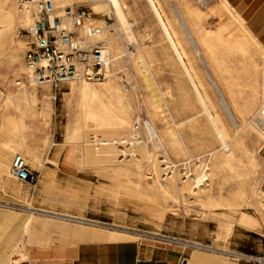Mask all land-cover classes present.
Listing matches in <instances>:
<instances>
[{
    "label": "rangeland",
    "instance_id": "1",
    "mask_svg": "<svg viewBox=\"0 0 264 264\" xmlns=\"http://www.w3.org/2000/svg\"><path fill=\"white\" fill-rule=\"evenodd\" d=\"M153 1L226 149L146 0H118L136 44L124 53L107 36L108 79L65 83L55 100L23 64L31 17L0 0V264L26 254L41 226L212 247L226 234L214 222L264 206L263 49L221 0ZM64 4L117 20L106 0ZM145 121L154 141L134 131ZM17 154L36 185L11 175Z\"/></svg>",
    "mask_w": 264,
    "mask_h": 264
},
{
    "label": "built area",
    "instance_id": "2",
    "mask_svg": "<svg viewBox=\"0 0 264 264\" xmlns=\"http://www.w3.org/2000/svg\"><path fill=\"white\" fill-rule=\"evenodd\" d=\"M22 11L31 17V24L23 30L26 49L23 54L24 67L29 80L36 86H46L56 93L65 83H102L110 75L113 63L108 35L122 42L124 53L133 48L128 33L133 24L122 26L117 20L107 18L98 21L90 8L81 4H64V0H18ZM144 130L148 139L154 141L156 133L149 122L135 125V133ZM96 149L107 146L106 141L95 142ZM264 158V151H263ZM184 170V167H183ZM10 172L13 178L27 185L37 183L36 175L29 169L25 159L14 156ZM198 250L211 251L201 244H182ZM227 259L243 264H264V253L260 256L233 251H220Z\"/></svg>",
    "mask_w": 264,
    "mask_h": 264
},
{
    "label": "crops",
    "instance_id": "3",
    "mask_svg": "<svg viewBox=\"0 0 264 264\" xmlns=\"http://www.w3.org/2000/svg\"><path fill=\"white\" fill-rule=\"evenodd\" d=\"M221 2L235 13L246 32L264 51V0ZM213 79L210 77L211 82L218 87L222 99L220 87ZM41 164L40 170L49 169V163ZM73 217L86 216L80 214ZM222 219L221 222L214 223L218 226L216 228L223 226L226 234L219 242H211V251L185 247L175 242L114 241L109 240L112 234H87L73 229L60 230L41 226L37 231L42 236L41 239L15 264H243L227 259L220 251L253 256L264 253V206L257 211H240Z\"/></svg>",
    "mask_w": 264,
    "mask_h": 264
},
{
    "label": "bare ground",
    "instance_id": "4",
    "mask_svg": "<svg viewBox=\"0 0 264 264\" xmlns=\"http://www.w3.org/2000/svg\"><path fill=\"white\" fill-rule=\"evenodd\" d=\"M64 1H65V0H64ZM146 1L148 2V4H149V6H150V8H151V10H152V12H153V14H154V16H156L155 18L158 19V23H160V25H161V27H162V29H163V31H164V34L166 35V37H167V39H168V41H169V44L171 45V47H172L174 53L176 54V56H177V58H178L177 61L179 60V62H180V64H181V68H183L184 73H185L186 76L188 77V79H189V81H190V83H191V85H192V87H193V89H194V91H195V93H196L198 99H199V102H200V104L202 105V108L204 109L205 114L207 115V117H208L209 120L211 121V123H212V125H213V127H214V129H215V131H216V133H217V135H218V137H219V139H220L221 147H223V148L226 149V147H227V146H226V142H225V140H224V138H223L221 132L219 131L218 127L216 126V124H215V122H214V120H213V118H212V115H211V113L209 112V110H208V108H207V106H206V104H205V102H204V100H203V98H202V96H201V94H200V92H199V90H198L196 84L194 83V81H193V79H192V77H191V75H190V73H189V71H188V69H187V67H186V65H185V63H184V61H183V59H182V56H181L179 50H178L177 47L175 46L172 37L170 36V34H169V32H168V30H167L165 24L163 23V21H162V19H161V16H160V14H159V12H158V10H157L155 4H154V1H153V0H146ZM106 2H107V4L109 5L110 9L112 10L113 14L115 15L117 21H118L122 26H125V25L127 26L128 21L126 20L125 15H124L123 11L121 10V8H119V7H120V4H119L118 0H106ZM117 8H118V9H117ZM115 9H116V10H115ZM28 21H29V20H27L26 22H28ZM28 23H29V22H28ZM128 39H129L131 42H133L134 45L136 44V40H135V37H134V32H131L130 34L128 33ZM196 52H197V51H196ZM213 80H214V79H213ZM210 82H211V80H210ZM211 84L213 85L214 88L217 89V86H216V85H214L212 82H211ZM214 91H215V90H214ZM216 92H217V91H216ZM217 93H218V92H217ZM218 95H219V94H218ZM224 109H225V108H224ZM227 111H228V110H227ZM230 117H231V116H230ZM259 118H260L262 121H264V106H263V107L261 108V110L259 111ZM196 185H198V183H197Z\"/></svg>",
    "mask_w": 264,
    "mask_h": 264
}]
</instances>
